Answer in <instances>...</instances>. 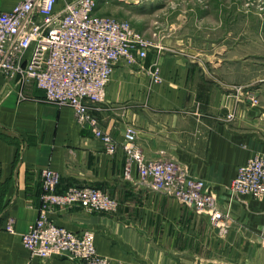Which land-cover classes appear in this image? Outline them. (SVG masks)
Listing matches in <instances>:
<instances>
[{"label": "crops", "instance_id": "obj_1", "mask_svg": "<svg viewBox=\"0 0 264 264\" xmlns=\"http://www.w3.org/2000/svg\"><path fill=\"white\" fill-rule=\"evenodd\" d=\"M20 1L0 0V12ZM110 1L99 0L97 13ZM119 1L155 12L147 0ZM209 7L184 10L188 17L180 14L179 35L150 51L143 64L116 65L105 101L91 104L93 116L118 145L113 156L90 124L77 122L71 107L47 102L33 82L18 84L0 73V264H81L64 255L43 260L22 242L40 215L46 168L60 174L61 190L92 186L118 200L114 213L80 206L46 212L73 232L93 231L98 252L112 264H264V199L236 198L230 191L238 168L256 155L264 157V49L228 45L232 17L212 18L203 11ZM206 22L207 29L224 32L221 43L210 41L219 49H202ZM155 64L160 83L149 74ZM238 87L251 91L258 104L243 99ZM230 113L234 120L226 119ZM128 126L135 127L148 157L164 151L205 182L227 213V234L173 197L125 178L122 144ZM10 220L13 231L7 229Z\"/></svg>", "mask_w": 264, "mask_h": 264}, {"label": "built area", "instance_id": "obj_2", "mask_svg": "<svg viewBox=\"0 0 264 264\" xmlns=\"http://www.w3.org/2000/svg\"><path fill=\"white\" fill-rule=\"evenodd\" d=\"M98 7L99 0H22L11 10L0 12V73L18 84L33 82L44 91L47 102L71 107L77 122L90 124L106 153L113 156L118 145L93 116L91 104L105 101L119 62L136 65L147 58L151 48L160 46L144 38L128 20L99 15ZM149 74L154 83L162 81L156 64ZM251 99L257 102L256 96ZM122 149L127 180L173 197L207 216L220 235L227 234V213L219 208L205 182L192 176L185 165L164 151L148 157L133 126L125 130ZM42 182L40 215L22 237L31 255L43 260L64 255L81 264H112L98 252L93 231L73 232L49 220L46 212L54 207L80 206L91 213H114L118 200L92 186L73 184L59 190L60 174L51 168L42 171ZM230 191L236 198L264 199V157L256 155L241 165ZM13 225L10 220L8 231H13ZM261 236L264 243V224Z\"/></svg>", "mask_w": 264, "mask_h": 264}, {"label": "rangeland", "instance_id": "obj_3", "mask_svg": "<svg viewBox=\"0 0 264 264\" xmlns=\"http://www.w3.org/2000/svg\"><path fill=\"white\" fill-rule=\"evenodd\" d=\"M147 1L151 2V4H155V6H152L153 8L155 7V12L147 9L146 6H132L124 1L114 0L107 3L104 7L110 10H105L103 8L98 14L113 15L116 18L119 17V19L128 20L132 27L144 38L160 46V48H151L150 51H153L155 49H163V45H165L164 42L170 38L169 36L173 37L179 35L178 25L182 23V16H187L184 14V10H188L189 8L200 9L202 4H204V6L209 5L210 9L205 8L203 11L205 13L207 10L206 14L212 16V18L218 14H228L229 17H232L234 23V36L228 37V45L231 43L234 44V49H264V0ZM213 22L214 21H212V23ZM173 25L175 26L174 28L171 27ZM208 27V22H206L200 32L202 37L206 39V42L202 43L204 44L202 45V49L207 51L210 49H219L220 44L214 47L211 45L212 43H210V41L221 43L223 41L221 37L224 32L220 31V29L212 31L211 29H207ZM207 41L209 42L207 43ZM144 61H139L138 64H143ZM238 90L242 94L243 99L248 100L252 105L258 104V97H256L257 102L252 101L251 98L255 95L253 94V96L251 91L242 90V87H238ZM230 115H233V117L230 118ZM226 119L234 120L235 115L230 113L227 115ZM106 258L110 259L109 257Z\"/></svg>", "mask_w": 264, "mask_h": 264}, {"label": "trees", "instance_id": "obj_4", "mask_svg": "<svg viewBox=\"0 0 264 264\" xmlns=\"http://www.w3.org/2000/svg\"><path fill=\"white\" fill-rule=\"evenodd\" d=\"M59 190H61L60 187H59Z\"/></svg>", "mask_w": 264, "mask_h": 264}]
</instances>
